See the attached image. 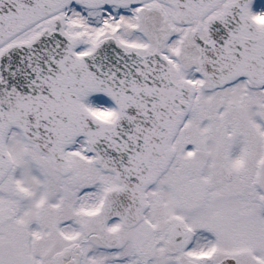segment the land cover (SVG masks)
Listing matches in <instances>:
<instances>
[{
    "label": "snow or ice",
    "instance_id": "obj_1",
    "mask_svg": "<svg viewBox=\"0 0 264 264\" xmlns=\"http://www.w3.org/2000/svg\"><path fill=\"white\" fill-rule=\"evenodd\" d=\"M0 264H264V0H0Z\"/></svg>",
    "mask_w": 264,
    "mask_h": 264
}]
</instances>
